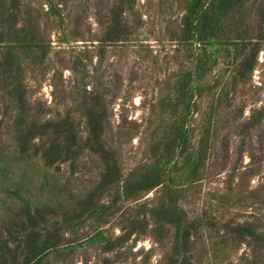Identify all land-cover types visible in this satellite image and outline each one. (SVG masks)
Instances as JSON below:
<instances>
[{
	"label": "rangeland",
	"instance_id": "rangeland-1",
	"mask_svg": "<svg viewBox=\"0 0 264 264\" xmlns=\"http://www.w3.org/2000/svg\"><path fill=\"white\" fill-rule=\"evenodd\" d=\"M50 1L19 0L15 5L19 26L37 32L47 54L46 62L24 65L23 111L28 110L29 121L37 116L39 122L69 115L84 141L88 127L83 102L92 94L104 95L108 120L103 141L117 162L121 182L102 185L106 164L90 149L52 166L41 155L21 152L16 132L21 107L2 84L0 236L24 212L23 201L12 195L16 185L46 202L67 203L91 194L95 206L114 213L77 219L73 228L61 224L71 209H59L60 223L48 216L56 238L64 248H73L62 255L51 253L46 263L164 264L173 230L151 214L163 196L162 185L125 198L122 182L160 161L155 144L167 135L173 138L170 125L176 122L164 112V97L205 50L209 65L200 80H193L196 90L187 128L191 149L200 145L203 135L209 136V146L198 180L187 184L178 200L191 220L202 222L189 257L193 264H264L260 244L249 246L225 236L228 224L264 229V0H245L232 12L219 10L212 18V24L222 26L219 36L206 32L189 41L182 19L195 0H134L131 12L126 8L124 13L132 33L125 40L103 43L109 11L118 0H52L53 11ZM238 33L262 46L251 70H237ZM3 54L0 42V58ZM98 231L112 241L109 249L86 240Z\"/></svg>",
	"mask_w": 264,
	"mask_h": 264
},
{
	"label": "trees",
	"instance_id": "trees-1",
	"mask_svg": "<svg viewBox=\"0 0 264 264\" xmlns=\"http://www.w3.org/2000/svg\"><path fill=\"white\" fill-rule=\"evenodd\" d=\"M19 0H0V27H2L0 42L3 44V56L0 58V86L8 89L20 105L16 126L17 140L21 152H34L33 155H41L48 166L57 162H64L79 157L85 149H90L99 154L105 161L106 168L102 172V185H110L121 182L120 169L116 160L111 156V151L103 141L107 127V113L103 104L104 95L92 94L83 102L82 111L86 117L88 134L85 140L76 128L73 118L69 115L56 119L39 122L37 116L29 121L25 108V89L23 85L24 65H35L38 62H46L47 54L41 46L38 33L19 26V16L15 11V5ZM245 0H195L189 11L182 19V27L185 41L197 38L199 34L209 33L211 37H218L222 26L212 24L213 16L219 11L232 12L240 9ZM134 0H118L116 6L109 11V20L105 29L103 42H117L125 40L133 30L132 23L127 20L124 13L127 9L134 8ZM50 9H55L50 1ZM57 12H54L56 14ZM31 39V40H30ZM254 38L245 37L238 33L235 38V46L240 51L237 57H241L237 70L245 71L247 67L253 69L256 64L262 46ZM187 49L188 46H186ZM250 49L249 53H243ZM45 59V60H44ZM26 63V64H25ZM209 58L204 50L198 54L196 65L193 69L177 76L176 82L170 87L168 95L163 101L164 112H169L176 119L170 127L172 137L167 135L162 142L163 153L159 143L155 144V156L159 162L153 168H147L139 174L134 173L122 182L125 198H130L137 192L151 190L159 185L163 187V196L160 203L152 209V217L162 227L171 228V253L164 264H193L189 257L192 237L198 231L202 222L198 218L188 217L180 207L178 200L183 194V188L198 180L206 159V147L209 146V136L203 135L197 148H190L187 117L192 111L193 97L196 87L193 80L201 79L204 75ZM26 110V109H25ZM264 110V109H263ZM41 137L40 142L35 139ZM164 167V169H163ZM155 170V171H154ZM24 185L12 188V195L18 201H23L24 212L22 217L15 222L11 221L10 228L0 236V264H48L47 257L51 253L62 255L68 249L56 238L51 231L48 216L60 223L59 209L66 207L70 214L63 217L62 225L68 228L75 227L73 223L83 217H91L94 214L98 218L104 215H112L113 210L97 207L91 200V194L85 199L54 200L46 202L44 199L32 198L31 191L28 194L22 190ZM14 198V197H13ZM203 219H201L202 221ZM204 221V220H203ZM254 224L244 223L226 225L225 236L240 240L251 246L254 243L264 248V229L261 230ZM91 244H103L108 249L112 241L98 231L86 239ZM258 264L259 261H256Z\"/></svg>",
	"mask_w": 264,
	"mask_h": 264
}]
</instances>
